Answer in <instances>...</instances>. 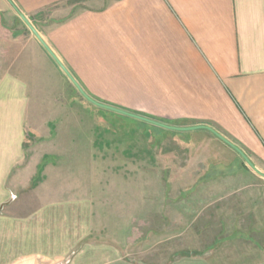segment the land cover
<instances>
[{
	"label": "crops",
	"instance_id": "1",
	"mask_svg": "<svg viewBox=\"0 0 264 264\" xmlns=\"http://www.w3.org/2000/svg\"><path fill=\"white\" fill-rule=\"evenodd\" d=\"M72 2L0 0V264H125L93 237L94 201L60 188L78 159L81 97L67 92L68 77L19 11L95 100L209 126L264 173V0ZM154 125L155 142L171 144L155 164L182 165L184 152L185 165L203 167L192 178L201 184L184 191L201 199L183 208L198 242L184 250L187 263L209 264L217 251L264 264V176L208 129Z\"/></svg>",
	"mask_w": 264,
	"mask_h": 264
},
{
	"label": "rangeland",
	"instance_id": "2",
	"mask_svg": "<svg viewBox=\"0 0 264 264\" xmlns=\"http://www.w3.org/2000/svg\"><path fill=\"white\" fill-rule=\"evenodd\" d=\"M77 1L80 0L72 3ZM68 83L67 92L74 91L81 97L78 104L81 124L76 127L78 159L75 167L65 166V180L61 181L60 188L66 193L76 191L94 201L93 237L112 243L115 254L120 255L116 260L121 263L191 264V260L187 263L184 250L190 243L198 242L192 240L194 231L186 222L183 208L193 204L200 206L201 199L186 197L184 191L193 184H201L192 178L201 175L203 167L185 165L184 152L181 159L175 160L182 165L155 164L160 162L156 158L158 152L169 151L171 144L155 142V134L150 133L156 127L154 124L98 107L89 102L70 79ZM137 127L149 131L145 140L139 138ZM173 132L183 138L188 135L171 130L160 133L166 136ZM68 137L66 134V139ZM139 139L145 144H139ZM70 152L73 151L68 150ZM209 200L213 199H202V204ZM202 241L207 245L213 242V236ZM217 246L216 243L211 248ZM213 253L214 261L208 260L209 264H233L219 260L217 251Z\"/></svg>",
	"mask_w": 264,
	"mask_h": 264
},
{
	"label": "water",
	"instance_id": "3",
	"mask_svg": "<svg viewBox=\"0 0 264 264\" xmlns=\"http://www.w3.org/2000/svg\"><path fill=\"white\" fill-rule=\"evenodd\" d=\"M19 15L21 17V19L27 24V26L32 30V32L37 36V38L41 41V43L44 45V47L48 50V52L51 54V56L55 59V61L58 63V65L61 67V69L64 71V73L67 75V77L71 80V82L75 85V87L78 89V91L92 104L113 111V112H117L123 115H127V116H131L152 124H156L162 127H165L167 129H174V130H181V131H186V130H196V129H208L210 131H212L213 133H215L219 138H221L224 142H226L228 145H230L232 148H234L237 152H239L240 155H242V157L247 161V163L258 173H260L261 175L264 176V173L261 172L253 163L252 161L246 156V154L238 147L236 146L234 143H232L230 140H228L227 138H225L224 136H222L221 134H219L218 132H216L213 128L206 126V125H196V126H188V127H181V126H174V125H168L153 119H150L148 117L139 115L137 113L119 108V107H115L113 105L110 104H106V103H102L99 102L97 100H95L94 98H92L86 91L85 89L80 85V83L74 78V76L72 75V73L67 69V67L64 65V63L59 59V57L54 53V51L50 48V46L46 43V41L43 39V37L40 35V33L37 31V29L34 27V25L31 23V21L29 20V18L23 14L22 12L19 11Z\"/></svg>",
	"mask_w": 264,
	"mask_h": 264
}]
</instances>
